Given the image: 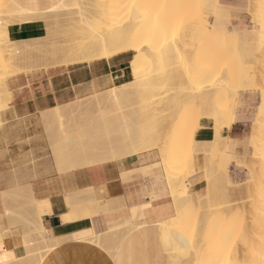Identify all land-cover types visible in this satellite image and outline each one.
Listing matches in <instances>:
<instances>
[{"label": "bare ground", "instance_id": "obj_1", "mask_svg": "<svg viewBox=\"0 0 264 264\" xmlns=\"http://www.w3.org/2000/svg\"><path fill=\"white\" fill-rule=\"evenodd\" d=\"M187 1L190 0H85L82 3L84 7L80 4L81 8H84L82 15L81 8L79 7V15L81 17L78 18L80 19L77 21L76 19L78 18L76 17L75 19V16L74 19L71 17L72 20L67 18V23H70L68 22L70 20L71 22H76L67 24L66 27L63 25V22L56 19L53 20L49 16L50 12H42L43 14L41 13L38 18H32L29 11L15 5L12 0H0V51H5L4 49L8 47L9 42L16 41L20 44L14 55H0V71L2 72L4 67H6L5 70L8 68L11 70L15 66L33 69L32 65H35V68L71 67L80 64H90L100 60H110L122 54H131L128 65L134 78L140 82L144 76L142 71L153 66V64H161L164 68L175 65V67L184 72L181 79L186 83H207L205 85V89L207 88V90L204 91L203 89V91L201 90L202 92H198L200 88H197L195 92L192 91L188 96L186 95V103L201 99L210 101L212 97L216 99L214 100L215 104L217 101L220 102L217 103L218 107L213 108V114L215 123L222 125L218 130L220 136L216 139V142L218 144L221 142L224 146L232 139L229 137L224 138L222 132L225 130L229 131L235 122L238 121L237 119H239L235 117V113L232 111L231 105H229L230 101H234L239 94L233 89L229 91L230 84L234 81H239L244 86L247 83L251 90L256 91L260 96V103L253 119L252 127L254 130L248 138L247 143V147L251 151L252 164L249 165V162L244 157H240L242 160L240 159L241 162H239V159L237 161V157L235 154L233 155V152H227L225 153V158H223L225 161H223V168L219 174L221 173L223 179L231 184L228 168L235 157L234 160L237 161L236 165L238 167L250 169L246 175L245 182L242 185L233 186L232 189L234 191L231 190V192L233 191V195H237V192H241L240 195H243L246 192L247 201H245L250 204L251 210L247 212V206L242 204L243 207L239 211V204H237V209L234 211L237 214L234 217L232 216L234 213L229 210L232 209V206L228 204L231 202L227 201V206L229 207L230 205L231 207L228 208L226 204L223 205L228 208L229 213H225L227 212L225 207L222 209L225 211L223 213L218 210L219 214H216L215 210L213 213L207 211L206 213L209 212L210 217H212L210 221L209 217L207 219L208 214L206 217L202 216L205 212L201 216L197 212L194 214L196 217H192L193 214L189 209L190 206H185L183 203V205L179 204V202L176 205L174 201L175 215L172 214L174 217L164 223L195 253L196 264H264V0L248 1L249 9L246 12L249 15V23L253 24L251 30L254 33L253 36L256 41L255 48L251 53V59L248 58V55L240 56V54H234L232 57L227 55L230 44L227 42L225 34L231 28L229 9L226 6H221L219 0H201L205 2L204 4L213 21L209 26H205L201 23V19L199 27H197L199 35L194 40V28L191 21L187 25L176 27L174 32H172L174 34L176 31V37L171 36L172 39H170L169 35L171 32L168 30V26L174 19L173 15L185 9L184 2ZM121 15L122 19L127 20L125 21L127 23L126 26L120 25L121 27H117L119 21L122 20ZM116 18H119L117 22ZM34 20L44 26V33L40 36L41 39L38 42H24L25 40H18L14 37L13 26L20 27ZM112 22H115V24H111ZM156 42L157 44H155ZM250 61H256L257 63L250 66ZM1 68L3 69L1 70ZM147 79L145 78L143 81ZM131 87L132 83L124 84L119 89L115 88V90H111L113 92L109 94L93 97V100L88 99L89 101H83L80 104L77 103L72 111L76 112V114L79 111L78 113L80 114L78 115L82 113L88 114V112L91 113V110L93 111L102 104L116 103L128 95ZM186 103L183 104L186 105ZM61 108L48 111L49 113L44 112L42 117L46 119L47 116H56L60 114ZM68 108L66 111H70L68 113L71 114L72 105ZM185 109L186 106L181 111L176 112L182 116L186 114ZM73 112L72 114H74ZM178 124L176 123L179 126L177 127V131L175 130V133L168 131V133L170 132L169 136L166 135L163 145H159V148H157L161 153H159L160 165L165 171L171 167L173 158L181 154L190 145L189 138H186L185 133L181 132L186 123L180 121ZM174 127L176 126L174 125ZM159 142L161 143V141ZM159 142L157 141V143ZM79 147L81 149L79 151L74 149L68 150L64 160H53L54 163L56 160L61 164V167H59L57 162V165L53 164L55 167L58 166V171L61 170L62 166L64 171L68 172L73 169L95 166L106 162L120 161L133 155L132 149H127L125 145L111 147L115 153L114 158H105L97 154L100 152L98 149L87 147L89 149L87 150L81 145ZM233 148L234 144L231 146L232 151ZM82 152H85V154L81 155ZM64 171L61 170L60 172ZM104 187L106 188V185ZM105 191L108 192L106 189ZM81 192H85V190L79 191V194ZM91 192L89 195L87 191L85 195L93 199L96 196ZM92 195L93 197L91 198ZM80 196H75L74 202L77 200L81 202ZM231 196L232 193L230 194ZM30 197L32 196L30 195ZM66 197L68 198L69 196L66 195ZM67 198L64 200L67 202L64 203L69 204L71 200ZM106 198H108V194ZM179 200H182V198ZM31 201L37 209V216L33 219L36 220V229L34 231L35 234H32V236L45 242V230L41 222L39 205H44L46 202L36 203L33 200ZM223 205L221 206L223 207ZM243 208L246 210L247 215L246 213H242L244 212ZM238 212L242 216H249L250 218L243 219ZM239 217L241 225L237 223ZM251 219L252 221H249ZM33 220L29 221L33 222ZM192 221L194 223L192 224L197 226L195 227L197 228L194 231L195 234L192 233L194 227L191 226L192 229L190 227ZM207 221H209L210 225L208 224V227H203ZM236 223L239 226L238 228ZM185 224H188V227H190H186L187 231L192 230L189 231L190 234L188 232L186 234L189 235V238L183 233L185 232ZM247 228L251 229V232L248 231L249 234L247 233ZM191 233L194 234L192 237ZM82 236L85 235L80 233L72 236V238L78 239ZM59 240L53 239L50 240V243L57 245ZM204 247L207 249L206 253L204 252L205 250L202 251ZM23 260L21 258V261L18 260V262L21 264ZM36 264H40V262L38 263L37 261Z\"/></svg>", "mask_w": 264, "mask_h": 264}, {"label": "crops", "instance_id": "obj_2", "mask_svg": "<svg viewBox=\"0 0 264 264\" xmlns=\"http://www.w3.org/2000/svg\"><path fill=\"white\" fill-rule=\"evenodd\" d=\"M12 1L27 11L51 12L64 0ZM238 2L241 9L245 7L246 0ZM43 33L41 23L14 27L18 40H32ZM130 59L131 54H122L90 64L19 74L8 81L10 102L1 113L4 127L0 129V264H17V260L26 257L24 230L21 226L10 227L7 212L11 209L25 220H33L37 209L31 200L46 202L39 205L46 239L60 238L40 264H196L195 253L164 223L175 215L174 200L157 151L68 172L62 166L64 172H60L49 147L39 142L42 130L29 126L40 120L44 112L131 83ZM199 127L207 131L199 134L200 139L210 137V121L201 119ZM229 131L239 134L235 124ZM41 153L44 156H39ZM33 156L34 162L27 160ZM202 183L199 174L191 176L188 195L200 196ZM87 191L89 195L92 191L95 199L85 195ZM79 195L81 202H74ZM66 198L71 200L69 204L64 203ZM128 219H133L136 227L115 249L117 235L108 236L105 244L72 238L83 232L107 234L113 224ZM22 264H26L24 260Z\"/></svg>", "mask_w": 264, "mask_h": 264}, {"label": "rangeland", "instance_id": "obj_3", "mask_svg": "<svg viewBox=\"0 0 264 264\" xmlns=\"http://www.w3.org/2000/svg\"><path fill=\"white\" fill-rule=\"evenodd\" d=\"M82 1L83 0H77V2H80L77 3L76 0H64L57 8L49 13V16L53 20L56 19L60 22H63V25L67 27V24L76 22H71V17H73L74 19L75 16L76 19V17H81L82 13H84L82 11L84 10V8H81V5L85 0L83 2ZM248 1L249 0H246L245 7L241 9L238 0H219V4L221 6H226L229 9L231 28L228 29L225 34L226 40L230 44V49L227 54L229 57H232L234 54H240V56L248 55V58L251 59L252 50L255 48L256 41L253 36L254 33L251 30L253 24L249 23L250 19L244 18V16L249 17L248 13L246 12L247 9H249ZM204 3L205 2L201 0H190L184 2L185 9L175 13L173 15L174 19L168 26V30L171 32V34L169 35L170 39H172L171 36L176 37V31L174 34L172 33L174 32L176 27L184 26L185 24L187 25V23L190 21L193 23L194 28L193 40L199 35V30L197 27H199V22L201 19V23L203 25L209 26L211 24L213 18L208 13V10ZM77 4L78 6H76ZM82 6L84 7V5ZM79 7L81 8V15H79ZM29 12L32 18H38V16L42 13V11ZM67 18L71 19L70 21H68L70 23L66 22ZM79 19L80 18L76 20L78 21ZM118 19L119 18H116V22ZM125 21L127 20H120L117 27H119L120 25L126 26L127 22ZM28 23H37V21L34 20L25 24ZM111 24H115V22H112ZM40 39L41 38L38 37L32 40H25L24 42L36 43ZM155 44H157V42ZM19 47L20 44L16 41L9 42L8 47L4 49L5 51H0V55H14ZM254 63L257 62L250 61L249 65H254ZM32 66L34 67L33 69L24 68L21 66H15L11 70L9 68L5 70L6 67H4V69L1 68V70L3 69V71H0V129L4 127L3 121L1 120V113L7 109L8 103L10 102V95L7 87L8 81L19 74H28L35 71H44L50 69L45 67L35 68V65ZM144 71H142L144 76L141 78L140 82L132 75L133 81L131 83L133 88H130V92H128V95L126 97H124L120 101L118 100L116 103L102 104L100 107L95 108L93 111L91 110V113L88 112V114L82 113L81 115H78L80 114L78 113L79 111L77 112V114L76 112L74 113L72 111V109L76 107L75 105H77V103L80 104L81 102L83 103V101L86 102L89 100H93L96 96L100 97L113 92L108 91L93 96L94 98H88L89 100L85 99L80 102L71 104V114L68 113L70 111H66V109L70 107L69 105L60 109L61 112H63L62 114L60 112V114H57L56 116H47L46 119L45 117H42L40 120L31 122L29 126L39 127L42 130L43 136L39 138V142L49 147V150L51 151L54 159L64 160L68 150H81L79 145L83 146L87 150H89L87 147L98 149L100 152L97 154H100L105 158H114L115 153L113 152L111 147L115 145H125L127 149H132L133 155L152 150H157L158 152L159 149L157 148H159V145H163L166 135L169 136L171 131V133H175V130L177 131V127L180 126L178 123L182 121L183 123H186V126L181 130V132L185 133L186 138H189L188 141H190V145L187 146L181 154L173 158L171 167H169L168 170L165 171L162 168L170 189V194L173 200L176 202V205L179 202V204L183 203L185 206H190L189 209L193 214L192 215L190 212L192 217H196V215L194 214H196L197 212H199L200 216L203 212H205L202 214V216L206 217V215L208 214L207 219L209 217L210 221L212 217H210L209 212L213 213L215 210L216 214H219L220 212L223 213L224 210L222 209L225 207V205L223 204H226L227 206V201L231 202L228 204H230L232 207L230 205L229 207H227L232 208L229 209L232 213L236 211L237 204H239V211L240 208L243 207L242 204H244V206H247V212L251 210V208L249 207L250 204L246 202V192H244L243 195H240L241 192H237V195H233L234 190L232 189V187L242 185L245 182L247 173L250 171L249 168H243L241 166L238 167L236 164L238 159L239 162H241V158L243 157L247 159L249 165L252 164L251 151L247 147V143L248 138L254 130L252 126L253 119L257 112L258 104L260 103L259 94L256 91L251 90L247 83L244 84V86L239 81H234L232 84H230L229 91H232L233 89L239 94V96H237L234 101H230L229 104L232 107V111L235 113V117L239 118L237 119L239 122L236 121L238 122L237 124L235 122V125H237V128L239 129V134L238 136H235L238 132H235V134L232 135L230 131H223L222 136L224 138L229 137L232 139L229 140L224 146L221 142L219 144L218 142H216V139L220 136V132L218 134V130L222 127V125L215 123L213 108L217 106V103L219 101H217L215 104L214 100L216 99H213L212 97L210 101L201 99L196 100L195 102H185L186 95L188 96V94L190 92L192 93V91L195 92L197 88H200L198 92L201 90L203 91V89L204 91L207 90V88L205 89V85L207 83H186L181 79V77L184 75V72L175 67V65L164 68L163 66H161V64H153V66L144 69ZM144 77L146 79L148 77V79L146 81H143V79L145 80ZM116 89H119V87ZM183 103H186V105H184ZM185 106L186 114L180 116V114L176 111H181V109L185 108ZM64 111H66V113H64ZM72 112L74 114H72ZM176 113L177 115L175 116ZM175 117H177V119H175ZM201 119L211 122V126L213 129L211 130L210 137L206 136L205 138L200 139L199 134H207V131L199 127V122ZM176 123L179 126H177ZM174 125L176 127H174ZM168 131L170 132L168 133ZM161 137L162 139H160ZM157 141H161V143H157ZM233 144L234 148L232 151L231 146ZM227 152H233V155L235 154V156L237 157L236 158L234 156L237 161H235L234 158V161H231L228 168V174L231 184L223 179L221 173L219 174L220 170L223 168L222 164L223 161H225V159L223 158H225L224 156ZM159 153L160 151L158 152V155ZM84 154L85 152L81 153V155ZM39 156H44V153L39 154ZM27 160L30 162H34L36 158L35 156H33L32 158H29ZM159 166H161L160 156ZM196 174H199L202 178L203 189L200 196H196L194 193L188 195V179ZM231 190L233 191L231 192ZM229 192L230 194L232 193L231 197L230 194H228ZM180 198H182V200H179ZM221 205H223V207ZM228 208H226L227 212L224 211L227 214L229 213ZM218 210L220 212H218ZM242 210L244 211L242 213L245 214L246 210H244V208ZM207 211L209 212L206 213ZM249 213L251 214V212ZM236 214L237 213L235 212L234 214H232V216L236 217ZM7 216L11 220L10 227L15 228L17 226H21V228L24 230V233H22L26 249V257L24 259V262L26 264H36L37 261L38 263H41L45 255L51 250V248L56 245L50 243V241L46 239L45 235V242L41 241L39 238L37 239V237L35 238V236H32V234H35L34 231L36 229L34 221L30 222L28 219V221L25 220L23 216H20L18 213H15L14 210L11 209L7 212ZM240 217H242L243 219L247 217L250 218L249 216L245 217L242 215ZM240 217L237 220H239ZM249 221H252V219ZM249 221L247 220V222ZM192 223L193 221L191 222L190 227H194L193 229L191 227V229L193 230L192 233L195 234L194 231L197 229L195 228L197 226H194V223ZM237 223L241 225L240 220ZM208 224L209 221H207L203 227H208ZM238 224L236 225L237 228L239 227ZM135 227L136 224L134 220L128 219L120 224H113L110 232H108L107 234L98 235L93 234L92 232H83L82 234H84L85 236L79 237L78 239L89 238L90 240H94V242L98 244H105L108 236L117 235L118 240L113 246V248L115 249L120 240H122V238ZM184 227L185 232L183 233L186 237L189 238V235L186 234L187 232L189 233V231L192 230L187 231L188 229H186V227L190 228L188 227V224H185ZM250 227H252V225H250ZM198 228L200 227L198 226ZM25 229L26 232H30L26 233ZM250 230L251 229L247 228L248 234L249 232H251ZM86 233H88V235H86ZM194 234H192L191 237ZM205 247L203 250H201H205L204 252L206 253L207 249ZM16 263L20 264L18 260L16 261Z\"/></svg>", "mask_w": 264, "mask_h": 264}]
</instances>
